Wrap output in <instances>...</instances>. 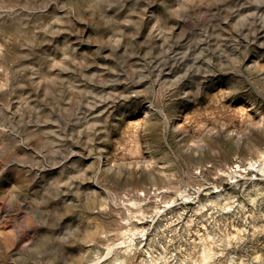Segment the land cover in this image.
I'll return each mask as SVG.
<instances>
[{
  "label": "rangeland",
  "instance_id": "rangeland-1",
  "mask_svg": "<svg viewBox=\"0 0 264 264\" xmlns=\"http://www.w3.org/2000/svg\"><path fill=\"white\" fill-rule=\"evenodd\" d=\"M0 264H264V0H0Z\"/></svg>",
  "mask_w": 264,
  "mask_h": 264
},
{
  "label": "bare ground",
  "instance_id": "bare-ground-1",
  "mask_svg": "<svg viewBox=\"0 0 264 264\" xmlns=\"http://www.w3.org/2000/svg\"><path fill=\"white\" fill-rule=\"evenodd\" d=\"M242 168H243V167H242L241 165H239V164L237 165V169H238V170H241Z\"/></svg>",
  "mask_w": 264,
  "mask_h": 264
}]
</instances>
